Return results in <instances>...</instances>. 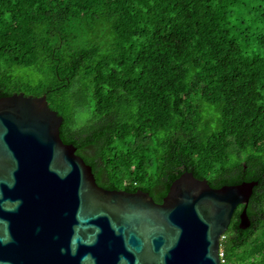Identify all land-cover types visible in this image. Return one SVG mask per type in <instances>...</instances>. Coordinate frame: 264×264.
Masks as SVG:
<instances>
[{"label":"trees","instance_id":"1","mask_svg":"<svg viewBox=\"0 0 264 264\" xmlns=\"http://www.w3.org/2000/svg\"><path fill=\"white\" fill-rule=\"evenodd\" d=\"M46 96L98 186L257 182L227 264H264V0H0V98Z\"/></svg>","mask_w":264,"mask_h":264},{"label":"water","instance_id":"2","mask_svg":"<svg viewBox=\"0 0 264 264\" xmlns=\"http://www.w3.org/2000/svg\"><path fill=\"white\" fill-rule=\"evenodd\" d=\"M46 96L0 98V264H219L234 211L239 230L257 182L214 189L184 172L161 203L107 190L64 144Z\"/></svg>","mask_w":264,"mask_h":264},{"label":"built area","instance_id":"3","mask_svg":"<svg viewBox=\"0 0 264 264\" xmlns=\"http://www.w3.org/2000/svg\"><path fill=\"white\" fill-rule=\"evenodd\" d=\"M222 239H223V236L220 239V243H221ZM218 258H219V264H227L224 252L221 249V247L219 248Z\"/></svg>","mask_w":264,"mask_h":264}]
</instances>
